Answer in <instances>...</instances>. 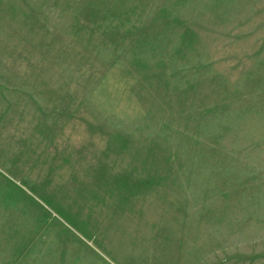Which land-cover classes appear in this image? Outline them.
Listing matches in <instances>:
<instances>
[{"label": "rangeland", "instance_id": "374dc122", "mask_svg": "<svg viewBox=\"0 0 264 264\" xmlns=\"http://www.w3.org/2000/svg\"><path fill=\"white\" fill-rule=\"evenodd\" d=\"M0 264H264V0H0Z\"/></svg>", "mask_w": 264, "mask_h": 264}]
</instances>
